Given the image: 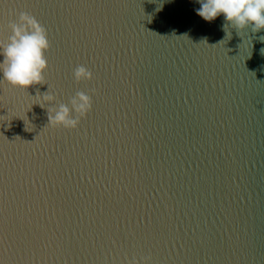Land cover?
Instances as JSON below:
<instances>
[{"label":"water","instance_id":"95a60500","mask_svg":"<svg viewBox=\"0 0 264 264\" xmlns=\"http://www.w3.org/2000/svg\"><path fill=\"white\" fill-rule=\"evenodd\" d=\"M200 6L0 0V38L29 11L51 44L46 83L0 81V264H264V29ZM48 90L92 110L52 126Z\"/></svg>","mask_w":264,"mask_h":264},{"label":"clouds","instance_id":"9594fccd","mask_svg":"<svg viewBox=\"0 0 264 264\" xmlns=\"http://www.w3.org/2000/svg\"><path fill=\"white\" fill-rule=\"evenodd\" d=\"M200 8L197 14L206 21H212L223 14L228 22L223 27H229L238 32L251 28L252 32L264 29V0H199ZM16 19L10 20L7 27L10 35L0 38V72L3 78L13 87L27 88L29 86L46 83L44 73L48 69L46 53L51 44L47 29L29 11L15 13ZM264 39V37H261ZM75 82L92 80L93 72L83 64L77 65L72 71ZM94 92L95 90H91ZM47 109L48 124L75 129L80 121L93 107L92 95L78 90L69 98L68 103L53 104L57 96L49 90L43 94L37 92ZM45 103L48 107H45ZM150 256H142L139 260L133 257L128 264H150Z\"/></svg>","mask_w":264,"mask_h":264}]
</instances>
